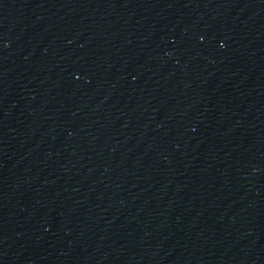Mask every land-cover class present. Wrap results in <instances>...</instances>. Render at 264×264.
<instances>
[{"label":"water","instance_id":"obj_1","mask_svg":"<svg viewBox=\"0 0 264 264\" xmlns=\"http://www.w3.org/2000/svg\"><path fill=\"white\" fill-rule=\"evenodd\" d=\"M0 264H264V0H45L0 87Z\"/></svg>","mask_w":264,"mask_h":264}]
</instances>
